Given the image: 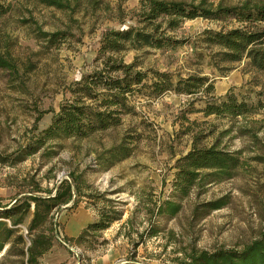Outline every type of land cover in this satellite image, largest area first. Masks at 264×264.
<instances>
[{"label": "rangeland", "instance_id": "374dc122", "mask_svg": "<svg viewBox=\"0 0 264 264\" xmlns=\"http://www.w3.org/2000/svg\"><path fill=\"white\" fill-rule=\"evenodd\" d=\"M57 1L63 8L47 6L43 0H3L8 11L0 18V46L7 41V48L14 57L30 59L35 64L29 75L30 92L40 108L49 107L53 111H57L65 87L97 66L93 60L103 31L141 27L137 21L138 0ZM172 1L196 3L198 0ZM205 1L213 6H236L244 0ZM240 24L233 19L184 20L175 31L166 33L176 40H184V44L172 49L129 50L122 58L124 63L135 58L142 70L167 72L172 75V81L176 76H205L213 84L214 96L220 97L232 89L237 98L243 97L253 103L257 99L264 106V72L252 69L247 59H241L219 64L227 69L218 73L210 65L209 58L217 49L198 41L204 30H227L238 28ZM259 26L264 28V25ZM40 32L67 35L51 46L41 39ZM7 79L0 72V102L15 107L24 95L12 91ZM187 99V96L172 93L156 99L131 95L129 101L135 115L123 116L119 126L84 139L56 140V152L50 159L35 155L13 168L0 165V201L6 203L29 188V177L40 188L52 189L67 178L69 172L82 174L89 188V192L82 191L84 194L105 192L107 199L116 201L121 219L101 231L97 238V243L105 240L106 244L69 246L72 255L60 264H97L106 254L112 255L107 264H173V260L182 258L190 249L240 250L258 239L264 230V107L234 121L203 117L201 113L187 114L188 122L194 123L189 126L179 118V111ZM194 107L201 108V104L196 103ZM4 110L0 109V148L13 145L12 138L20 142V135L27 126V118L20 110H12L10 105ZM50 116V113L45 114L38 128L45 127ZM188 126L189 132H185ZM241 128L249 129L255 137L239 135ZM224 130L228 133L221 134ZM194 134L200 135L199 146L216 144L219 149L239 152L241 165L232 179L192 188L179 201L180 210L172 219H155L159 232L154 237L138 239L136 234L144 229L146 218L140 205L141 191L149 192L152 201L174 195L171 187L173 165L190 149ZM124 135L133 138L129 157L108 169L97 165V156L118 144ZM76 200L74 209H59L53 216L60 226L61 236L65 234L66 221L74 214L82 212L92 221L96 219L93 199L83 195ZM216 200L224 203L219 209L208 210L204 206ZM128 220L130 224L126 225ZM54 243L61 254L66 251L56 239ZM12 260H3L0 254V264H11Z\"/></svg>", "mask_w": 264, "mask_h": 264}, {"label": "trees", "instance_id": "16d2710c", "mask_svg": "<svg viewBox=\"0 0 264 264\" xmlns=\"http://www.w3.org/2000/svg\"><path fill=\"white\" fill-rule=\"evenodd\" d=\"M47 6L58 9L63 6L57 0H43ZM138 23L141 27L125 29H107L98 40L96 67L80 75L79 79L69 83L57 105V111L42 109L29 89V75L35 64L30 59L20 60L7 48V41L0 46V72L8 78L6 81L12 91L24 95L18 105L11 106L0 102V109L10 105L12 110H20L27 118V126L20 135V142L10 139L13 145L0 148V165L13 168L15 165L38 155L40 159H50L55 155L59 139H84L94 133L102 132L120 125L125 115H135L130 104L131 95H140L147 99H156L167 93L187 96L179 118L188 123L185 115L201 113L203 117L225 118L229 121L255 114L264 106L259 100L247 102L237 98L232 89L220 97L213 95V84L205 76L186 75L181 78L167 72L139 69L135 58L124 63L122 54L138 51L143 47L153 49L175 48L185 43L167 36L184 20L201 18L207 21L233 19L241 23L238 28L218 31L204 30L198 41L206 47L217 50L210 55L211 66L218 72L226 70L219 64L232 63L247 59L249 66L264 72V0H244L236 6L212 5L205 0L196 3H184L172 0H138ZM8 11V5L0 0V18ZM41 39L47 45H56L67 34L63 32L41 33ZM34 55V53H32ZM28 85V86H27ZM195 94L197 97L193 98ZM200 103L201 108L194 104ZM5 111V110H4ZM50 113L49 123L38 128L41 118ZM189 126L185 132H189ZM228 133L224 130L221 134ZM239 135L255 137L249 129L241 128ZM200 135L191 136L190 149L174 162L171 182L174 195L163 200L152 201L149 192L141 191L140 205L146 215L145 227L136 236L138 239L154 237L158 232L155 219H172L180 210L179 201L185 198L192 188L203 187L232 179L235 170L241 165L239 152H229L217 148L216 144L199 146ZM132 136L124 135L118 144L97 156V165L105 169L120 162L131 154ZM29 188L15 194L10 202H0V254L4 259H13L11 264H40L42 255L50 251L57 229L60 226L53 216L59 209L72 210L77 206L76 198L86 196L93 199L92 207L96 219L88 223L74 238L62 236L68 255H72L69 246L97 243L99 233L112 223L121 219L116 201L106 198L105 192H89L82 180L81 173L69 172L67 178L56 183L52 189H42L33 178L28 179ZM224 203L220 200L208 202V210H217ZM196 209L193 210L195 214ZM130 224V220L125 222ZM21 226L26 231L21 234ZM80 261V259H79ZM173 264H264V230L258 239L244 245L240 250L218 249L211 252L190 249L182 258L173 260Z\"/></svg>", "mask_w": 264, "mask_h": 264}, {"label": "crops", "instance_id": "0c3cea01", "mask_svg": "<svg viewBox=\"0 0 264 264\" xmlns=\"http://www.w3.org/2000/svg\"><path fill=\"white\" fill-rule=\"evenodd\" d=\"M11 200H7L6 203L10 202ZM2 204V201H0ZM92 222L91 219H89L86 214L82 213L81 214H74L72 215L65 223V228H64V236L68 238H74L78 235L80 230L84 228L88 223ZM21 228V234H22V229H24L23 226ZM24 237L25 242L27 243V240L25 236L22 234ZM49 257V258H48ZM60 257V258H59ZM45 258H47V261L45 262ZM69 259L68 253L64 251L62 254L59 252V249L53 243L51 249L49 252L46 254L42 255V257L39 259L40 264H60L62 262H66ZM112 260V255L111 254H106L103 255L98 259L99 262L97 264H107L109 261Z\"/></svg>", "mask_w": 264, "mask_h": 264}, {"label": "built area", "instance_id": "2783aa9c", "mask_svg": "<svg viewBox=\"0 0 264 264\" xmlns=\"http://www.w3.org/2000/svg\"><path fill=\"white\" fill-rule=\"evenodd\" d=\"M59 229H57V234L55 235V239L60 243L62 244L63 246L67 247L66 244H64L63 242V239H62V236L60 235V233L58 232ZM22 234L25 236L26 235V231L25 229H22Z\"/></svg>", "mask_w": 264, "mask_h": 264}]
</instances>
